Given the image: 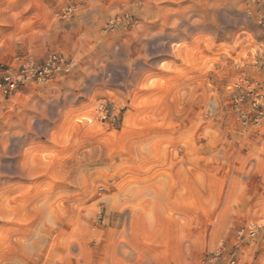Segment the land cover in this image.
I'll return each instance as SVG.
<instances>
[{
    "label": "clouds",
    "instance_id": "1",
    "mask_svg": "<svg viewBox=\"0 0 264 264\" xmlns=\"http://www.w3.org/2000/svg\"><path fill=\"white\" fill-rule=\"evenodd\" d=\"M5 158L0 264H264V0H0Z\"/></svg>",
    "mask_w": 264,
    "mask_h": 264
},
{
    "label": "rangeland",
    "instance_id": "2",
    "mask_svg": "<svg viewBox=\"0 0 264 264\" xmlns=\"http://www.w3.org/2000/svg\"><path fill=\"white\" fill-rule=\"evenodd\" d=\"M166 116L161 115V117H153L149 119L145 117V123H164ZM159 131V130H157ZM68 138H64V142L67 143ZM207 143H212V141H206ZM43 162L39 165L33 162V169L39 168L40 171H47L49 166L52 164L54 157L48 155L42 158ZM11 168L12 167V158H5L3 162H0V168ZM35 174V172L33 173ZM230 175V172L225 169L223 174L216 173L213 176V183L209 191L215 190L217 193H221L224 190V186L227 180V177ZM57 179L61 177L57 176ZM25 186V182L20 181L19 179H5L0 181V220L3 221H19L20 223L28 222L32 217L28 214L23 206L24 194L7 198L10 195L15 194L16 192L22 190ZM181 203L184 204L189 209L200 208L201 213H207L209 209L216 208V201L209 198L206 201L207 207H202L198 202L193 198H182ZM63 215V209H57L56 213L50 214L52 219H55L56 215ZM210 217L205 216L203 222V229L207 234L212 230L211 224L209 223ZM8 228V226H5ZM84 231L90 236H96L94 232H88L87 225H85ZM163 234L161 232H154L149 234L146 239L151 243H160L162 240ZM99 238V237H96Z\"/></svg>",
    "mask_w": 264,
    "mask_h": 264
}]
</instances>
